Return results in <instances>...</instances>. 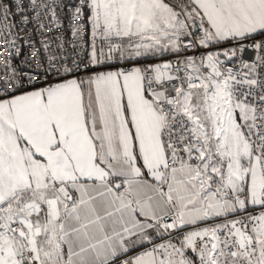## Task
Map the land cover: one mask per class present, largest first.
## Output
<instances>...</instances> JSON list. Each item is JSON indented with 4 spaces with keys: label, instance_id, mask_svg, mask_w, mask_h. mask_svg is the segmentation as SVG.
Returning <instances> with one entry per match:
<instances>
[{
    "label": "snow or ice",
    "instance_id": "obj_1",
    "mask_svg": "<svg viewBox=\"0 0 264 264\" xmlns=\"http://www.w3.org/2000/svg\"><path fill=\"white\" fill-rule=\"evenodd\" d=\"M0 61V264H264V0H0Z\"/></svg>",
    "mask_w": 264,
    "mask_h": 264
},
{
    "label": "built area",
    "instance_id": "obj_2",
    "mask_svg": "<svg viewBox=\"0 0 264 264\" xmlns=\"http://www.w3.org/2000/svg\"><path fill=\"white\" fill-rule=\"evenodd\" d=\"M73 2H75V0H73ZM86 15H87V12H86ZM80 19H83V18H80ZM80 19L73 21V23H80ZM61 31H64V29H61ZM88 33H89V27L86 24L84 27V34H85L86 39L88 37ZM65 38L69 39V40L72 39L70 32H65ZM18 47H21V51L23 53L21 55V57L19 58L21 60L24 58V55L34 52V49L30 45L24 44L23 40L20 41V43L18 44ZM3 49H4V51H8V43L6 40L3 41ZM0 62H2V61H0ZM39 62L40 61H37V63H39ZM25 70H27V69H25Z\"/></svg>",
    "mask_w": 264,
    "mask_h": 264
}]
</instances>
